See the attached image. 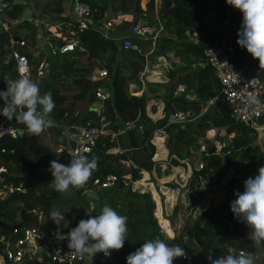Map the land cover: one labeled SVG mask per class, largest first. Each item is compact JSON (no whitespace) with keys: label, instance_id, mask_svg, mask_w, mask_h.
Wrapping results in <instances>:
<instances>
[{"label":"trees","instance_id":"obj_1","mask_svg":"<svg viewBox=\"0 0 264 264\" xmlns=\"http://www.w3.org/2000/svg\"><path fill=\"white\" fill-rule=\"evenodd\" d=\"M9 1H2L5 3L3 14L9 20H14L19 16L22 8L19 4L9 5ZM48 1L53 5L51 11L45 12V15L48 16L46 17L50 19L49 21L59 22L61 31L70 30L65 26L67 19L63 16L68 5L63 9L62 3L66 0ZM81 1H85L93 9L95 20L105 18L107 8L102 0ZM134 2L133 10L139 14L133 15V20L140 18L150 27H153L154 23L149 19V13L153 9V0H148L144 11L139 8L138 0ZM158 16L159 21L162 22L161 31L166 34L155 39L152 55L161 56L166 61L173 56L181 60L182 63L179 68H166L167 79L172 80V90L162 102L161 118L154 122L147 118L144 96L126 95V79L132 77L130 70H127L129 75L126 77L118 68H115L111 73L109 65L106 66V73H111V77L106 84L108 97L103 103L104 114L111 122L118 124L124 121L125 117H128L129 122L135 120V126L123 133L128 134L129 143L127 148L116 156L109 153V149L114 143L110 142L108 137H100L95 140L86 156L89 159L93 156L98 158L97 170L83 187L77 189L70 187L75 196L68 199L70 203L68 206H66L65 201L58 199V193L51 183L54 178L49 171L52 160H57L62 164L70 163V159L64 150L59 154L54 152L58 145L64 144V138L60 131L52 129L54 132V149L42 144L39 141V136L30 135L27 131L16 138H0V149L5 150L4 153H0V167L4 169L6 174L14 175L13 177L1 176L0 189L4 184L20 187L19 191L13 192L3 199L4 203L0 202V221L4 225L10 227L17 225L21 228L39 226L36 214L29 212L24 215L23 211H18L12 204L22 205L24 211L37 210L46 215H49L53 204L57 207L61 204L66 209L58 208L65 209L61 211L65 213V218L70 222L69 228H75L80 220L88 219L89 215H95L96 212L89 210L86 202L77 204L80 209L76 208L77 205L73 208L71 203L78 202L82 191L94 189L90 185L93 179L114 175L116 177L115 184L100 191L125 192L124 212L121 215L128 217V240L125 241L121 250L112 251L109 257L103 255L101 260L92 259L90 264H126V257L130 253L141 247L146 240L157 237L165 239L169 244H177L187 252L186 258L175 259L173 264H210L209 254L213 259H216L220 255L230 254L228 248H232L235 255H237L236 251L238 250H243L246 253L253 252L254 243L246 238L250 231L249 227L229 223L230 219L234 217L230 205L208 208L199 213L191 223L185 221L181 229L172 234L166 226H160L154 220L152 216L153 202L148 192L134 194L131 191L130 182L126 180L125 183L123 180L125 174H129L131 180H135L141 170L150 174L152 169L158 171L157 161L167 163L169 166H183L178 161L179 159L189 164H192L195 159H199L202 166L196 171L192 170L187 187L197 188L200 181L199 177L207 179L213 174L220 176L227 168H231L234 174L228 181L226 193L232 202L236 199L235 192L242 193L244 191L246 178L255 177L258 174L257 170L264 166V149H259L252 141L256 135L255 132L245 125L234 122L224 101L217 97L203 111L207 101L215 98L220 89L212 68L203 65L204 50L210 44L221 45L230 52L231 60L236 67H243L247 73L258 77L264 84V67L260 68L259 63L251 55L245 57L246 49L237 44V33L241 28L243 19L241 12L229 6L227 0H160ZM185 31L195 35L196 40L183 38L182 34ZM73 38L77 41V47L72 52L48 57L46 59L48 78L38 82L42 93L48 91L52 93L56 108L53 118H56L60 123L69 125L85 123L94 118L95 115V110L91 108H86L83 114L72 115L79 102L85 105L87 103L85 100L90 101L93 98L95 85L90 84L87 80L86 82L80 78L76 80L78 83L75 87L77 92L66 104V92L62 89L65 85L60 86L59 84L65 83L64 81L67 79L71 80L70 76H77L72 65L74 60L84 57L88 66L94 67L99 65L102 55L108 50L112 54L120 55L123 60L127 55L126 51L121 48L117 49L118 43L113 38L105 39L97 30L86 29L76 32ZM56 41L61 43L59 40ZM131 42L142 50H146L148 47V43H144L138 38H133ZM6 44L7 36L0 31V78L12 80L14 71L12 61L6 57ZM198 62L200 67L192 68L189 66V64L195 65ZM140 70L141 68H134V72ZM77 73L80 76H85L88 74V70ZM137 84H139L138 81ZM177 85H184V88L178 95H173V88ZM84 93L87 94V97H82ZM126 110H128V114H124ZM176 112L186 113L192 119L182 124L167 123V116ZM135 115L137 119H135ZM263 122L264 114L259 119V123ZM113 127L116 128V124ZM158 128L164 130L165 138L152 134ZM209 129L215 130L214 140L219 133H223L225 136L232 135L229 143L220 148L218 152L210 151L213 147L212 140L202 138V143H198L197 137H202V134ZM121 135L117 137V145H120ZM165 144L169 145L165 159L156 158L160 154L159 151H162L164 147L166 148ZM246 147H249V150L245 151ZM201 148L204 150L202 153L198 152ZM234 148L235 151H233ZM9 150H12L11 153ZM191 151L193 154H190ZM222 153H225L226 160L221 155ZM116 160L127 161V163L133 164L135 168L131 169L128 164L125 169L115 166L113 162ZM167 185L174 187L171 184ZM179 209L180 207L176 203L171 214L163 217L170 220L178 213ZM160 223L162 222L160 221ZM159 227H162V231ZM45 230L47 235L51 236L53 227H46ZM9 234V230L0 226V236H8ZM66 236H61L59 240L68 242L67 239H63ZM10 237L13 239L16 236ZM259 245L264 252V242L259 243ZM25 264L52 263L28 260Z\"/></svg>","mask_w":264,"mask_h":264},{"label":"built area","instance_id":"obj_2","mask_svg":"<svg viewBox=\"0 0 264 264\" xmlns=\"http://www.w3.org/2000/svg\"><path fill=\"white\" fill-rule=\"evenodd\" d=\"M5 4L0 0V31L7 36V44L5 49L7 51L6 57L12 61L14 78L12 80L0 78V83L7 90V84L24 73L31 79H44L47 73L46 57L60 56L65 53L72 52L77 47V41L73 38L76 32H81L86 29H93L100 32V35L107 39L106 30L114 22L112 18H102L95 20L93 17V9L88 3L81 0H72L70 10L66 16L65 26L70 28L67 32L61 31L59 25L57 29L50 31L49 25L45 22H39L35 26H40L46 32L44 40L46 44V53L37 51V59L34 61L31 58V51L28 52L26 38L16 37L10 32L11 25L20 23V20H9L3 14ZM112 19V20H110ZM132 33L138 39H147L150 37L151 41L158 38L157 33L161 28L154 29L144 25L140 18H136L131 27ZM61 43H58L56 40ZM117 41L119 48L124 51L135 50L140 51V48L131 42L128 37H120L114 39ZM41 53V55H39ZM30 54V56H29ZM203 65H208L212 68L215 77L217 78L220 89L215 98L209 99L203 111L212 104L218 97L227 105L229 114L234 122H238L251 128L255 134H260L264 130V123H259V119L264 114V84L263 81L254 75H250L245 69L238 68L231 60L229 51H226L221 45L213 43L208 45L204 50ZM105 70L97 72V76H105ZM107 91L96 87L93 91V98L98 103L95 109L94 118L87 120L85 123L66 124L52 122L49 127L57 128L63 135L64 144L58 145L54 152L59 154L63 150L69 157L70 161L77 155L89 154L91 147L96 139L100 137H108L110 142L114 145L112 148H117V137L126 131L134 128L135 120L128 121L120 127L114 128V122H111L104 114L103 103L107 99ZM1 107V102H0ZM192 118L186 113H172L166 118L167 123H185ZM140 128L139 126H137ZM27 131L25 126L16 121H9L5 117L0 116V138H16L21 133ZM155 136L166 137L163 129L158 128L152 132ZM119 148V147H118ZM120 149V148H119ZM121 150V149H120ZM12 150H9L11 153ZM122 152L124 150H121ZM4 149H0V153H4ZM121 152V153H122ZM202 164H199L201 168ZM129 167L135 166L129 163ZM4 169L0 167V178ZM124 182L126 180L123 178ZM1 181V179H0ZM116 177L114 175H107L103 178L93 179L90 185L96 189H103L111 187L115 184ZM20 187L13 185H2L0 189V200L9 196V194L19 191ZM34 213L35 211H26L25 213ZM38 218V216H37ZM233 225H246V223L238 221L232 217L229 221ZM16 236L11 239L10 236ZM62 236V235H61ZM61 236L47 235L45 228L36 227H13L8 236H0V245H3L5 255L8 261L20 264L24 260L28 261L32 256L33 250L41 247L48 261L52 264H85L72 249L68 248V242L60 241ZM66 236V235H65ZM41 246V247H40ZM244 251H237V254ZM103 254L98 253L92 259H102ZM31 260V259H30Z\"/></svg>","mask_w":264,"mask_h":264},{"label":"clouds","instance_id":"obj_3","mask_svg":"<svg viewBox=\"0 0 264 264\" xmlns=\"http://www.w3.org/2000/svg\"><path fill=\"white\" fill-rule=\"evenodd\" d=\"M227 4L239 10L243 17L237 33V44L259 61L260 68L264 67V0H227ZM0 101H3L0 116L23 124L30 135H41L52 123L50 114L55 103L51 91L42 93L39 83L27 74L22 73L18 79L9 82L7 90L0 91ZM97 167L98 158L95 156L89 159L88 156L77 155L68 164L52 160L49 171L54 179L51 183L59 193L68 191L70 187H83ZM257 171L255 177L244 181L242 193H234L236 199L230 202V210L234 218L249 227L248 239L259 244L264 242V166ZM92 196L99 200L95 193ZM49 217L57 226L62 223L68 226L65 213L55 204ZM63 239L68 240V248L85 260V264H90L96 254L109 257L112 251L124 247L128 240V217L104 203L99 214L80 220ZM186 257L185 249L157 237L146 240L130 253L126 257V264H173L175 259ZM208 259L210 264H255L254 254L245 252L220 255L216 259L209 254Z\"/></svg>","mask_w":264,"mask_h":264},{"label":"rangeland","instance_id":"obj_4","mask_svg":"<svg viewBox=\"0 0 264 264\" xmlns=\"http://www.w3.org/2000/svg\"><path fill=\"white\" fill-rule=\"evenodd\" d=\"M116 1L117 0H114V2ZM138 1L141 2V0H138ZM15 2L16 0L9 1L11 6L14 4H19L22 7L20 3H15ZM47 4H50V6L52 5L51 3H49V1H47ZM145 9H146V6H145ZM144 25L150 26L146 23ZM20 26L21 25L13 26V29H15L16 27L19 28ZM164 34L166 33L161 31L160 35L163 36ZM141 41H143L144 43L145 42L147 43L148 41L150 42L151 39L149 36H147V39L145 40L141 39ZM144 51L146 50H142L143 53ZM39 52L40 51H38V53ZM39 55H41V53ZM103 61H104V58H102L99 62L102 63ZM160 63H161L160 65L161 67L155 68V72H156L155 75L158 77V79H156L158 80L157 81L158 87L149 88L150 86L146 85L145 91L147 92V94H150L149 96H151L152 98H159V99L162 98V100H164L166 98V95H168V92L172 90L171 83L168 84V81L172 82V80L167 79V69L163 67L164 65L161 60H160ZM104 64H106L105 61H104ZM109 64L110 63H108V65ZM189 66L192 68L196 66L197 68L198 65L189 64ZM142 80L144 81V77H142ZM35 81L40 82L41 79H37ZM84 81L86 82V80ZM64 82L65 83H62L59 85L60 86L65 85V87L69 86L70 90L73 88V85H71V83L69 84L68 82L75 83V81H71L68 79L65 80ZM95 86H100L102 88L101 82L97 83ZM162 86H164V88H160ZM134 87L136 88V86ZM174 92H177L175 88H173V95L175 94ZM82 97H87V94L84 93ZM92 100H94V98H92ZM81 104L80 102L77 104L79 109L81 108ZM156 106L157 105L155 104L154 109H156ZM54 112L56 113V108H54L52 113L50 114L51 119H53ZM128 121H129L128 117H125L124 121L122 122L118 121L120 124H118L117 122H114V123L116 124V127L117 126L119 127ZM260 134H261L260 137L258 136V134L255 135L256 141L254 140L255 138L252 139V141L258 145L259 149L261 148L260 146H262L261 143L264 142V130H262ZM53 135H54V132L52 131V129L47 128L41 135H39V141L42 144L48 146L49 148L54 149ZM127 135L126 134L121 135L120 145H118L117 148L111 147L109 149V153L113 154L114 156H116L117 154H121L122 152L121 150H125L129 143V138ZM214 136H215V131L214 132L210 131L208 133H203L202 137L200 136L197 137V140H198V143L200 144L202 143L201 142L203 140L202 138L212 140V144H213L215 152H218L220 148L226 146L229 143L230 138L228 136H225L223 133H219L218 137L215 140L213 138ZM165 146L166 148L164 147L162 151H159L160 154L158 153L159 155L156 156V158H160V159L163 158V160L165 159L167 149H169V145L165 144ZM118 147H121L120 148L121 150ZM262 149H264V146L262 147ZM200 150H203V148H201ZM225 153H222L221 155L224 156ZM190 154H193V152L191 151ZM236 158L237 156L235 157V159ZM178 161L181 162L183 166H180V165L179 166H169L167 163L157 161L158 171L156 169L155 170L152 169L151 174H150V173H146L141 170L137 178H135V180H131V177L129 174H125L123 176L125 180L130 182L131 191L134 194H143L144 192H148L149 197L151 201L153 202L152 216L154 220L160 226L162 225L166 226L169 230H171L170 232H172V234L177 233L179 229H181V226L182 224H184L185 221L188 223H191L193 220H195V218L197 217L199 213L205 211L206 209L218 208L220 206L226 207V205L228 204L229 206L231 202L230 200L227 199L228 194L226 193V191L228 188V185H227L228 181L232 177V169L225 170L220 176L213 174L207 179H201L199 177V180H200L199 186L197 188H189L187 187V182L190 179L189 176L191 175L192 170L196 171L200 169L199 164H202V163L199 161V159H195V161L192 164L184 162L182 159H179ZM113 164L115 166L122 167L123 169L126 168L127 164L129 166V162L127 163V161L124 162L121 160H118V161L116 160L113 162ZM167 184H171V186H174V187L172 188L168 186ZM100 190L101 189L94 188V189L82 191L77 200L78 202L73 203V204L71 203V206L74 208L75 205L80 204L81 202H86L87 208L89 210H93L96 212V214H99L103 204L107 203L111 207H113L115 210H117L119 214L124 212L123 211L124 202H125L124 201V197H125L124 191L118 193L116 191H104V190L100 191ZM57 193H58L57 194L58 199L60 201H65L66 206L70 205V203L68 202V199L73 198L75 196L71 188H69V190L64 193H59V192ZM93 193L99 196V200H96L93 198L92 196ZM55 202L57 204V201ZM176 203L180 207L178 213L170 220L165 219L163 216L164 215L168 216L169 214H171L173 207L175 206ZM12 206L16 207L18 211H23L24 215L27 214L25 213L26 211H24V207L22 205L12 204ZM58 207L65 208L61 204ZM76 208L80 209V206L77 205ZM65 209H60V210H65ZM35 214L36 216H38L37 220L39 223V227H42V228H46V227L52 228L53 227V232L51 235L64 236L67 234V232L70 229L69 228L70 222L66 218H65L66 221L69 222L67 227H65L63 223L57 226L51 219H49L50 218L49 215H46L44 212H39L35 210ZM160 221L162 223H160ZM159 228L162 231L161 229L162 227H159ZM245 228L248 229L247 227ZM30 259L32 261H37V262L48 261L47 257L44 254V250L42 247L41 249L36 247L33 250V253ZM0 264H2L1 258H0Z\"/></svg>","mask_w":264,"mask_h":264},{"label":"crops","instance_id":"obj_5","mask_svg":"<svg viewBox=\"0 0 264 264\" xmlns=\"http://www.w3.org/2000/svg\"><path fill=\"white\" fill-rule=\"evenodd\" d=\"M3 1V0H1ZM48 1V0H47ZM46 0H38V2H36V0H16L15 3H20L22 5V9H21V13L19 14V16L16 18V20H20V23H22V25L19 28H15L13 29V25H11V30L10 32L13 33L16 37H21V38H26L27 40V49L28 52L31 51V56L29 54V56L31 58H33V60L35 61L37 59L36 54L37 51H42L43 54L46 53V44H45V36L46 32L44 30H42L40 28V26H35L34 22L36 21V24H39L38 21L40 22H45L49 25V30L52 31L54 28L57 29L58 23L59 22H50L47 17V15H45V12H49L51 11L53 8V6L50 4H47ZM71 0H66L65 2L62 3L63 9H65L68 5V7L66 8V11L63 12V16H67L68 12L70 10V2ZM105 5H106V12H105V18L106 20L108 18H114V22L111 24L110 28L108 30H106V34L108 37H111L113 39H119L120 37H128L130 40H132L133 38H137V36L135 34L132 33L131 27L132 24L134 22L133 20V15L139 14L137 12H135L134 6H135V0H117L116 2H114V0H102ZM118 2V3H117ZM148 2V0H141V2L138 1V6L139 8L144 11L145 10V4ZM5 4V3H4ZM116 4V5H115ZM9 5H11L9 3ZM113 5V6H112ZM160 7V0H153V9L150 11L151 13H149V19L154 23L153 27L155 30L156 29H160L162 28V22L159 21V16H158V10ZM47 16V17H46ZM8 19V18H7ZM38 20V21H37ZM12 21V20H11ZM58 21V20H57ZM145 22V21H143ZM146 23V22H145ZM144 23V24H145ZM14 25V26H18ZM150 27V26H149ZM18 30V31H17ZM17 31V32H16ZM161 31L157 33L158 38L161 37ZM183 38H187V39H193L196 40V36L188 33L187 31H185L182 34ZM117 42V41H116ZM148 43V47H146V51H144V53L142 52L141 48L140 51L138 52L140 55H142V60L127 53L126 51V58L125 60L122 59V57L118 54H112L109 50L106 51L103 55L102 58H104V61L106 64H104V61L102 63L99 62L98 66H94V67H90L88 66L87 62L85 61L84 57H79L77 59L74 60V62L72 63L73 68H75L74 73L77 74V76H70L71 81H75L77 79H83V80H88L89 83L92 84H97L99 82H101V86L102 89L106 90V84L110 81V75L113 72V70L115 68H118L119 70H121V73L123 74V76H128L129 72H127V70L131 71V75L132 77H128L126 79V86H125V90H126V95H132V96H144L145 101H146V106H145V115L147 116V118H149L151 121H156L157 119L161 118V109H162V98H152L151 96H149L150 94H147V92L145 91L146 89V85L150 86L149 88H155L158 87L157 86V81L156 79H158V77L155 75V68L161 67V63L160 60L163 63V67L164 68H179L180 66H182L181 64V60H179L178 58H174L173 56L171 57V59L169 58L167 61L161 57V56H155L152 55V49L154 46V42L150 41L147 42ZM117 49H119L118 45H117ZM142 52V53H141ZM250 56V54L247 52V50H245V57ZM48 57H46L47 59ZM152 58V59H150ZM256 60V59H254ZM258 63L259 61L256 60ZM111 68V73H106V66H108ZM198 67H200L201 65L199 64V62L197 63ZM91 68V69H90ZM134 68H141L140 71L138 72H134ZM88 70V74L85 76H80L78 75V71H85ZM100 70H105V76H101L98 77L97 76V72ZM47 71H48V66H47ZM142 77H144V81L142 80ZM47 73L45 75V79H47ZM169 80V79H168ZM137 81L139 82V84H137ZM147 81V82H146ZM167 81V80H166ZM69 84L71 83V85H73V88L70 90L69 86L68 87H62L63 90H65L66 92V104L70 101L71 97L74 96V94L77 92L76 90V84L73 82H68ZM172 82L168 81V84H170ZM136 86V88L134 87ZM100 87V86H97ZM96 88V86H95ZM101 88V87H100ZM160 88H164V86L160 87ZM184 88V85H177L175 87V89L177 90V92H174L176 94H179L180 91H182V89ZM69 89V90H68ZM68 91V93H67ZM73 91V92H72ZM169 91V90H168ZM169 93V92H168ZM147 94V95H146ZM150 98H148V97ZM87 101V103L84 105L81 104V108L79 109V107L77 106L76 109L73 111L72 115H80L81 113L83 114L86 111V108L89 109H93L95 110L97 107V102L95 100H85ZM84 102V100H83ZM156 106V109H154V105ZM124 114H128V110H126L124 112ZM137 115V113H136ZM135 115V116H136ZM122 118V117H121ZM137 119V116L136 118ZM52 122L55 123H60L56 120V118L51 119ZM264 123V122H263ZM49 129H57L55 127H48ZM214 132V129H209L207 131H205L204 133H208V132ZM261 134H258V136L260 137ZM229 138L232 137V135H228ZM214 138V137H213ZM255 141H256V137H254ZM254 143V142H253ZM264 142L261 143L262 146H260L262 149V147L264 146L263 144ZM255 145H257L256 143H254ZM258 146V145H257ZM215 152V151H214ZM227 169H231V168H227ZM226 169V170H227ZM233 170H232V177H233ZM231 177V178H232ZM230 178V179H231ZM249 177H247L246 179H248ZM228 200L231 201L230 197H227ZM248 238V235L247 237ZM254 243V250H253V254L255 256V264H264V258L263 257V249L261 248V246L257 243ZM231 250V251H230ZM228 251L230 254L235 255L234 254V250L232 248H228ZM243 251V250H240ZM245 252V251H244ZM237 253V251H236ZM246 253V252H245ZM239 255V254H237Z\"/></svg>","mask_w":264,"mask_h":264},{"label":"water","instance_id":"obj_6","mask_svg":"<svg viewBox=\"0 0 264 264\" xmlns=\"http://www.w3.org/2000/svg\"><path fill=\"white\" fill-rule=\"evenodd\" d=\"M127 53L139 58V59H143L142 58V55H140L137 51L135 50H127ZM0 91H6V88L4 86H2V84L0 83ZM1 102V107H3V101H0ZM236 149L234 148L233 151H235ZM245 151L249 150V147H246L244 149ZM210 151L214 152V147H211ZM198 152H203V150H200ZM224 159L226 160V156H224ZM226 162V161H225ZM133 173V172H132ZM132 175V174H131ZM2 177H13L14 175H11V174H6V173H2L1 174ZM25 176V175H24ZM1 203H4V200H0ZM0 226L3 227V228H6L7 230L11 231L13 229V227H10V226H6L2 223V221H0ZM0 258H1V261H2V264H17V263H12L10 261L7 260L6 258V255H5V251H4V247L3 245H0ZM27 261L24 260L23 262H21L20 264H25Z\"/></svg>","mask_w":264,"mask_h":264}]
</instances>
